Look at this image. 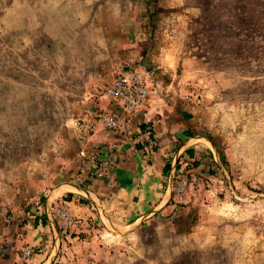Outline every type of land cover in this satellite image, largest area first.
I'll return each instance as SVG.
<instances>
[{
	"label": "rangeland",
	"instance_id": "obj_1",
	"mask_svg": "<svg viewBox=\"0 0 264 264\" xmlns=\"http://www.w3.org/2000/svg\"><path fill=\"white\" fill-rule=\"evenodd\" d=\"M123 70L191 112L205 167L174 172L173 209L149 222L82 227L65 207L60 247L30 246L78 164L72 130L118 112L103 90ZM27 248V264H264V0H0V255Z\"/></svg>",
	"mask_w": 264,
	"mask_h": 264
},
{
	"label": "crops",
	"instance_id": "obj_2",
	"mask_svg": "<svg viewBox=\"0 0 264 264\" xmlns=\"http://www.w3.org/2000/svg\"><path fill=\"white\" fill-rule=\"evenodd\" d=\"M106 111L99 109L97 113H109ZM115 114L119 121L115 130L103 128L99 122L90 131L83 126L72 130L74 137L82 140L76 153L78 164L68 170L63 184L51 190L53 193L60 187L62 192L43 207L44 216H34L32 224L27 223L32 237L30 246L45 248L58 236L60 247L59 224L51 213L52 203L62 197L68 200L59 202L81 218L82 227L93 220H106L118 227L146 223L172 211L174 172L185 168V173H197L205 167L203 157L211 154V148L202 142L190 145L197 140L187 136L194 130L191 112L176 110L165 100L150 95L137 113L128 115L118 110ZM92 159L101 161L97 166L103 172L98 177ZM42 258L43 255H34L31 262ZM14 262L12 256L0 255V264Z\"/></svg>",
	"mask_w": 264,
	"mask_h": 264
},
{
	"label": "built area",
	"instance_id": "obj_3",
	"mask_svg": "<svg viewBox=\"0 0 264 264\" xmlns=\"http://www.w3.org/2000/svg\"><path fill=\"white\" fill-rule=\"evenodd\" d=\"M103 97L111 104L112 108L121 111L124 114L133 115L137 113L149 100L150 88L146 76L143 72L137 70H123L113 77L110 84L103 90ZM114 112L98 114L88 111L85 117L89 121L82 126L90 131L96 123H100L103 128L115 130L118 128V119ZM97 160L92 159V162ZM101 162V161H100ZM102 165V168H105ZM101 168V167H100ZM52 214L55 218L61 219L62 225H72L74 222L67 212L65 206L57 205L53 208ZM31 250L27 248L20 257L18 264H27L31 255Z\"/></svg>",
	"mask_w": 264,
	"mask_h": 264
},
{
	"label": "trees",
	"instance_id": "obj_4",
	"mask_svg": "<svg viewBox=\"0 0 264 264\" xmlns=\"http://www.w3.org/2000/svg\"><path fill=\"white\" fill-rule=\"evenodd\" d=\"M187 136H188V137H192L191 132H187Z\"/></svg>",
	"mask_w": 264,
	"mask_h": 264
}]
</instances>
